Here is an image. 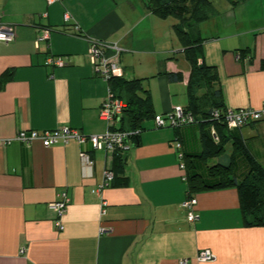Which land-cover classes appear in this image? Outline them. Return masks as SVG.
<instances>
[{
	"label": "crops",
	"instance_id": "obj_1",
	"mask_svg": "<svg viewBox=\"0 0 264 264\" xmlns=\"http://www.w3.org/2000/svg\"><path fill=\"white\" fill-rule=\"evenodd\" d=\"M164 22L146 0H0V26L15 31L12 42H0V140H10L0 144V264H180L182 259L185 264H264V226L243 223L235 187L195 191L198 218L186 217L182 202L189 187L183 174L206 175L208 166L229 165L235 147L225 138L224 150L205 159L199 156L204 146L198 123L155 127L154 115L182 104L179 96L190 74L189 63L156 61L136 70V55L154 56L159 40L162 50L173 49L174 24H167V35ZM221 22L222 27L213 26L212 43L203 42L202 60L216 68L225 107L258 109L264 100V12ZM203 24L194 28L200 33ZM42 30H48L47 38L38 40ZM92 40L118 45L122 77L143 78L153 105L152 116L123 152L127 185L105 186L100 194L91 189L112 165L109 152L93 150L89 141L44 147L39 140L14 139L20 129L67 126L99 135L121 125V115L114 126L98 116L110 83L93 70ZM50 56L62 57L64 65H46ZM178 71L182 81L167 79L165 72ZM155 73L157 79L147 80ZM234 132L264 170V119ZM175 139L185 169L179 168ZM81 151L92 156L91 169ZM241 159L233 166L238 179L248 170ZM64 190L70 201L59 230L48 204ZM203 249L214 260L199 261Z\"/></svg>",
	"mask_w": 264,
	"mask_h": 264
},
{
	"label": "trees",
	"instance_id": "obj_2",
	"mask_svg": "<svg viewBox=\"0 0 264 264\" xmlns=\"http://www.w3.org/2000/svg\"><path fill=\"white\" fill-rule=\"evenodd\" d=\"M147 7L160 17L174 16L178 20L173 27L182 46V52L190 65V74L186 83L188 102L182 108L185 114L192 116L193 122L191 123H198L201 126L204 149L199 156L205 159L217 156L224 150L226 139L232 138L235 147L229 165L208 166L206 175L187 173L188 197L197 190L233 186L239 195L243 223L248 226H264V170L255 162L241 139L235 134L234 131L240 127L230 128L225 133V129L228 127L223 121V115L221 114L217 118L213 115L215 110L222 112L226 107L223 103L222 90L218 83L215 66L208 65L202 60L204 38L194 28L195 24L208 18L212 11L210 0H148ZM165 75L170 81L183 80V74L179 71L165 72ZM142 80L143 78L140 77L128 80L122 76L109 80L115 96L125 103L120 116L121 125L116 129L142 130L141 123L152 116L151 96L148 90L142 87ZM254 122L257 121L245 125ZM137 137L138 135L132 136V141ZM236 158H242L241 161L248 166L247 172L240 179L233 172ZM123 162V153L117 151L112 153L110 168L113 171V179L110 186L127 185L128 178L123 175Z\"/></svg>",
	"mask_w": 264,
	"mask_h": 264
},
{
	"label": "built area",
	"instance_id": "obj_3",
	"mask_svg": "<svg viewBox=\"0 0 264 264\" xmlns=\"http://www.w3.org/2000/svg\"><path fill=\"white\" fill-rule=\"evenodd\" d=\"M54 0H47V2H53ZM65 20H68V16H64ZM74 31L78 33L79 27L73 26ZM48 30H42L38 36V40L47 38ZM15 38L14 27L11 25H1L0 26V42L9 43ZM120 48L115 42H106L99 40H92L89 43L88 56L91 60L94 72L103 78L105 81L109 82L110 79L114 77H121L122 70L119 60ZM64 60L62 57H47L45 64L60 66L64 65ZM125 103L122 99L115 96L114 91H112L109 86L107 91V96L99 108L98 116L99 118L106 122L108 126H114L117 122L119 116L122 114ZM223 115V121L228 128L241 127L246 123L259 121L264 119V100L258 109L253 108H225L220 111H214L213 115L215 118L219 115ZM154 125L156 128L172 127L179 128L181 125L193 122V118L189 114L183 112V108L178 106L172 111L165 114H156L153 117ZM140 129L136 130H108L103 134L99 135H84L80 131L71 127H58L53 129H43V130H33V129H20L16 133L14 139L29 144L34 140H39L44 147H50L56 143H68L71 140H75L78 143H84L89 141L92 145L93 150H104L112 155L114 152L123 153L132 144V136L138 135ZM214 134V131L212 130ZM10 140H6L8 143ZM0 140V144L5 143ZM173 147L177 151V157L180 160L179 168L185 169V163L183 161L184 153L181 150V143L177 139L173 141ZM81 159L85 167L89 169L93 166L92 156L81 151ZM187 176L183 174L182 179L186 180ZM113 179V171L110 167H107L103 171L102 182L96 187L91 189L94 194H100L105 186H109ZM70 201V197L66 190L60 193V198L58 200L52 201L48 204L49 209H51L55 215L54 223L59 230L63 229L61 223V217ZM196 198L190 196L182 202V207L186 211V217L189 221H194L198 218L194 212V207L196 205ZM107 202L102 200L101 202V213H104ZM199 261H212L215 255L208 249H203L198 252L197 257ZM186 259L179 261L180 264H185Z\"/></svg>",
	"mask_w": 264,
	"mask_h": 264
},
{
	"label": "rangeland",
	"instance_id": "obj_4",
	"mask_svg": "<svg viewBox=\"0 0 264 264\" xmlns=\"http://www.w3.org/2000/svg\"><path fill=\"white\" fill-rule=\"evenodd\" d=\"M147 2L148 0H146V3ZM210 2L212 6V11L209 13L208 18L203 20L204 24L200 30V36L204 38L205 42L210 43V44L212 43L213 38H216L217 36V33L213 34V31H214L213 26H215V29H217L216 27H220V25L222 27V22H221L222 20L233 17L234 15L235 16L239 15L241 17H247V16L249 17L250 15H252L254 17V16H259L264 12L263 11L264 10V0H210ZM214 14L215 16L211 18V16ZM163 19H165L164 23L166 24V28L164 29L163 32L166 31L168 23L170 24L172 22V24H176L178 22L177 18H175L174 16L163 17ZM146 23H147V20L142 22V24H146ZM203 28H205L204 32L206 33H203L202 31L204 30ZM165 33L168 35L169 30H167ZM172 35L176 43L173 45V49L171 51H164L162 50V48H160V42L162 41L161 39L158 41L159 43L157 44V49L155 50L156 53L155 54L152 53L154 56L148 57V56L136 55V60H135L136 70H138V72H141L142 70L146 68H149L150 67L149 65H154L156 61H160V64L162 65L174 63V64H178L179 66H186V64H188V61L186 60L183 52L180 50L181 45L177 38L174 27L172 30ZM204 50L205 49H204V44H203L202 45L203 54H205ZM151 76L149 79L147 78L146 79L147 80H151L154 78L157 79L156 73L153 77ZM179 97H180V101H182V104L181 105H175L174 103L171 104L169 107L170 110L167 112L172 111L174 108L178 106L185 107L187 105L188 98L186 94V87H185V94L183 91V94Z\"/></svg>",
	"mask_w": 264,
	"mask_h": 264
},
{
	"label": "water",
	"instance_id": "obj_5",
	"mask_svg": "<svg viewBox=\"0 0 264 264\" xmlns=\"http://www.w3.org/2000/svg\"><path fill=\"white\" fill-rule=\"evenodd\" d=\"M126 160V157H124V161Z\"/></svg>",
	"mask_w": 264,
	"mask_h": 264
}]
</instances>
